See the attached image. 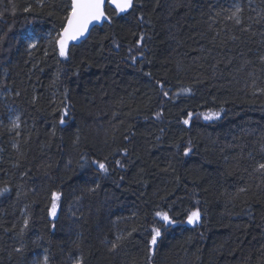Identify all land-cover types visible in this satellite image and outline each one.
Segmentation results:
<instances>
[{
  "label": "trees",
  "instance_id": "1",
  "mask_svg": "<svg viewBox=\"0 0 264 264\" xmlns=\"http://www.w3.org/2000/svg\"><path fill=\"white\" fill-rule=\"evenodd\" d=\"M133 4L0 0V264H264V0Z\"/></svg>",
  "mask_w": 264,
  "mask_h": 264
},
{
  "label": "snow or ice",
  "instance_id": "2",
  "mask_svg": "<svg viewBox=\"0 0 264 264\" xmlns=\"http://www.w3.org/2000/svg\"><path fill=\"white\" fill-rule=\"evenodd\" d=\"M106 3L109 7H111L113 15L127 13L134 6L133 0H71L70 11L66 15L65 23L55 41L56 44L58 45L59 55L61 57L68 56L69 42L76 41L79 38L85 36V34L89 32L90 25H92L94 22L99 23L102 21H108V22L111 21L112 17H110L106 12V8H105ZM240 11L241 9L237 7L236 10L232 13V18L235 19V22L237 24L241 22L238 15ZM143 39L144 37L143 35H141L140 40L137 41V44L139 45ZM29 46L34 47V45H29ZM132 59L135 60V57H132ZM184 91H188V90L185 89ZM164 95L167 96L168 93L165 92ZM219 115L220 114L218 112H209L204 114V119L206 120L216 119L219 117ZM191 116L192 113H188L189 119L191 118ZM63 122L64 120L62 118L61 123ZM183 123L188 124L189 120L185 119ZM13 127H18V123L13 122ZM189 150L190 149L187 148L185 149V155L188 154ZM116 163L119 164L120 162L116 161ZM93 164L97 165L98 170L101 172L106 173L108 171L107 165L104 162L93 161ZM258 168L264 170V163H260L258 165ZM6 190L7 189H4V191ZM51 199H52V203H51L49 215L52 217H56L60 195L56 192H53ZM156 216H158L165 225L175 223V221L172 220V218L168 215L167 212H157ZM200 218H201L200 210L194 209L188 214L187 221L189 224H196L199 222ZM25 223L27 224V221H25ZM160 236H161V229L159 227H153L151 229V240L149 241V244L151 246H155L157 244V239ZM115 247L116 245L113 244V248ZM46 259L47 258H45V260ZM77 264H80V262L78 261Z\"/></svg>",
  "mask_w": 264,
  "mask_h": 264
},
{
  "label": "rangeland",
  "instance_id": "3",
  "mask_svg": "<svg viewBox=\"0 0 264 264\" xmlns=\"http://www.w3.org/2000/svg\"><path fill=\"white\" fill-rule=\"evenodd\" d=\"M32 42L33 41H31V40H29V44H32ZM209 112H218L219 114H221V111H202V112H197V113H192V116H191V118L189 119V117L187 116V118H185V119H188L189 121L192 119V118H195V117H199V118H201V119H204V114H206V113H209ZM219 117H220V115H219ZM218 117V118H219ZM184 119V120H185ZM217 119V118H216ZM183 120V121H184ZM206 120V119H205ZM212 120H215V119H212ZM52 203V202H51ZM194 210V209H193ZM192 210V211H193ZM57 212H58V208H57ZM51 218H54V217H52V216H50ZM156 219H157V221H159V222H162L161 221V219L158 217V216H156ZM186 222L188 223V221H187V219H186ZM172 224H174V223H172ZM153 227H158L156 224L155 225H153ZM152 227V228H153Z\"/></svg>",
  "mask_w": 264,
  "mask_h": 264
},
{
  "label": "water",
  "instance_id": "4",
  "mask_svg": "<svg viewBox=\"0 0 264 264\" xmlns=\"http://www.w3.org/2000/svg\"><path fill=\"white\" fill-rule=\"evenodd\" d=\"M70 3H71V0H70ZM107 5V3L105 4V6ZM70 7H71V4H70ZM106 21H102V22H99V23H96L94 22L92 25H90L89 27V32L85 34V36L79 38L78 40L76 41H70L69 43L70 44H79L80 42H82L83 40H85L87 38V36L89 35L91 29L95 26H101L103 23H105Z\"/></svg>",
  "mask_w": 264,
  "mask_h": 264
},
{
  "label": "bare ground",
  "instance_id": "5",
  "mask_svg": "<svg viewBox=\"0 0 264 264\" xmlns=\"http://www.w3.org/2000/svg\"><path fill=\"white\" fill-rule=\"evenodd\" d=\"M71 4V3H70ZM70 11V10H69Z\"/></svg>",
  "mask_w": 264,
  "mask_h": 264
}]
</instances>
